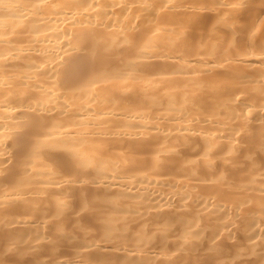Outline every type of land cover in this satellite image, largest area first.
Here are the masks:
<instances>
[{
	"label": "bare ground",
	"instance_id": "1",
	"mask_svg": "<svg viewBox=\"0 0 264 264\" xmlns=\"http://www.w3.org/2000/svg\"><path fill=\"white\" fill-rule=\"evenodd\" d=\"M0 264H264V0H0Z\"/></svg>",
	"mask_w": 264,
	"mask_h": 264
}]
</instances>
